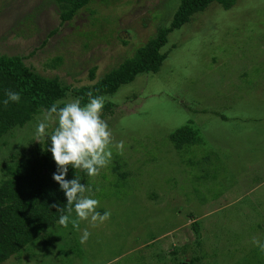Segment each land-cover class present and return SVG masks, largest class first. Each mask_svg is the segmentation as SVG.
I'll use <instances>...</instances> for the list:
<instances>
[{
    "label": "rangeland",
    "instance_id": "rangeland-1",
    "mask_svg": "<svg viewBox=\"0 0 264 264\" xmlns=\"http://www.w3.org/2000/svg\"><path fill=\"white\" fill-rule=\"evenodd\" d=\"M178 1L92 0L61 24L54 0H0V54L91 84L169 25ZM162 51L159 70L122 85L101 117L125 147L86 179L84 195L110 218L80 231L57 222L1 264H264L252 243L264 242V0L213 2ZM43 113L1 137L0 177L37 141ZM183 123L199 138L177 148L169 134Z\"/></svg>",
    "mask_w": 264,
    "mask_h": 264
},
{
    "label": "trees",
    "instance_id": "trees-1",
    "mask_svg": "<svg viewBox=\"0 0 264 264\" xmlns=\"http://www.w3.org/2000/svg\"><path fill=\"white\" fill-rule=\"evenodd\" d=\"M91 1L54 0L61 24L70 21ZM235 1L179 0L169 25L159 26L155 35L139 46L131 57L125 58L91 84H65L57 75H43L31 68L25 63L26 57L23 55L0 54V139L13 129L23 127L52 104L59 102L58 107H63L68 102V97L80 98L81 105L86 104L88 92L93 97H105L101 112V117L105 118L116 106L110 98L122 85L132 82L140 73H154L159 70L168 53L162 51V48L168 41L169 33L188 23L193 14L204 10L213 2L229 9ZM52 32L55 30L50 33ZM94 70L95 67L90 70L91 79L94 78ZM6 91L19 93L20 101H10L5 106L3 101L6 99ZM214 113L219 115V111ZM196 133L194 125L183 123L169 134V139L177 148H182V145L198 140ZM48 147L50 141L45 137L29 146L27 154L21 153L19 161L8 162L3 167L6 172L0 177V264L38 240L58 222L61 215L67 214L66 197L59 184L52 179L57 166L51 152L47 150ZM112 170L116 171L117 167L114 166ZM75 177L84 184L89 176L85 171L69 166L65 179L71 180ZM59 208L64 211H59ZM194 224L196 229L200 226L199 221ZM196 241L199 243V240ZM172 252L175 253L176 249ZM168 254L166 252L165 255ZM195 261L197 258L179 264H195Z\"/></svg>",
    "mask_w": 264,
    "mask_h": 264
},
{
    "label": "clouds",
    "instance_id": "clouds-1",
    "mask_svg": "<svg viewBox=\"0 0 264 264\" xmlns=\"http://www.w3.org/2000/svg\"><path fill=\"white\" fill-rule=\"evenodd\" d=\"M88 102L81 105V99L76 98L58 107V103L51 105L44 111L42 120L36 128L37 142L47 137L50 141L52 159L57 170L52 179L59 184L67 200V214L61 215L58 223L67 228L71 223L74 230L80 231V222L89 220L92 226L97 222L103 223L110 218L111 212L105 211L102 215L96 211L99 201L84 195L92 189L80 183L75 177L71 180L65 179L68 167L80 169L89 177L99 175L101 168L106 167L112 159V149L115 148L119 154H123L124 141L114 142L112 131L107 122L101 119L104 108L105 97H93L91 92L87 94ZM4 105L20 101V94L13 91L5 92ZM52 126L51 131L48 129ZM99 190V189H97ZM55 207V205H51ZM63 212L64 209H58ZM75 212L76 218H71ZM91 233L84 229L80 237V243L84 244ZM252 243L264 253V242L253 237Z\"/></svg>",
    "mask_w": 264,
    "mask_h": 264
}]
</instances>
